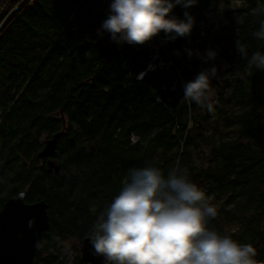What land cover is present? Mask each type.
<instances>
[{
  "label": "trees",
  "instance_id": "obj_1",
  "mask_svg": "<svg viewBox=\"0 0 264 264\" xmlns=\"http://www.w3.org/2000/svg\"><path fill=\"white\" fill-rule=\"evenodd\" d=\"M112 2L34 0L0 32V208L20 191L28 203L48 204L50 229L31 264H89L79 243L130 171L148 166L165 176L186 170L217 209L209 226L253 245L264 264V71L251 59L264 54V39L253 35L264 0L177 4L169 16L190 14L192 32L168 33L164 64L154 69L140 68L142 44L120 42L112 59L98 55V39L113 41L102 30ZM192 45L217 53L205 70L174 56ZM213 66L210 111L183 97ZM62 129L57 168L47 171L35 155ZM71 237L79 245L72 251Z\"/></svg>",
  "mask_w": 264,
  "mask_h": 264
},
{
  "label": "clouds",
  "instance_id": "obj_2",
  "mask_svg": "<svg viewBox=\"0 0 264 264\" xmlns=\"http://www.w3.org/2000/svg\"><path fill=\"white\" fill-rule=\"evenodd\" d=\"M196 0H113L102 30L114 42L144 44L161 31L177 36L191 34L194 19L185 13L186 21L170 17L181 4L194 5ZM264 39V23L253 33ZM237 52L246 56V47L236 42ZM189 55L192 52L189 50ZM217 53L209 50L207 59ZM255 67L264 71V54L252 56ZM215 66L201 72L184 87L183 99L206 105L212 110L211 79ZM133 137V142H136ZM23 198V195H21ZM217 209L206 194L179 167L167 176L158 167L134 168L122 188L104 209L90 236L96 253L108 264H258L256 249L223 235L209 226ZM33 221H29V227Z\"/></svg>",
  "mask_w": 264,
  "mask_h": 264
},
{
  "label": "water",
  "instance_id": "obj_3",
  "mask_svg": "<svg viewBox=\"0 0 264 264\" xmlns=\"http://www.w3.org/2000/svg\"><path fill=\"white\" fill-rule=\"evenodd\" d=\"M94 46L98 55L104 59H112L118 49L117 42L103 43L100 39ZM189 50L192 52L191 56ZM201 51L200 45H192L181 53L180 59L187 61L190 67L194 68L200 63ZM139 62L140 68H143L145 54ZM63 130L46 139L43 147L35 155L37 159L45 161L47 171L57 168L59 155L57 141ZM25 195V191L18 192L4 201L0 208V264H31L42 237L50 229L48 204L43 200L28 203L25 201ZM29 221H33L32 227H29ZM90 236L85 235L80 245L81 260L89 264L108 263L103 254L96 253Z\"/></svg>",
  "mask_w": 264,
  "mask_h": 264
},
{
  "label": "built area",
  "instance_id": "obj_4",
  "mask_svg": "<svg viewBox=\"0 0 264 264\" xmlns=\"http://www.w3.org/2000/svg\"><path fill=\"white\" fill-rule=\"evenodd\" d=\"M34 0H0V32L4 29L8 20L17 13V11L26 5L33 3ZM168 39V33L161 31L148 42L142 44L145 49V65L146 69H154L155 67L164 64L162 51ZM174 56L179 57V51L173 52ZM165 57V56H164ZM169 63L172 59L168 56ZM167 61V60H166Z\"/></svg>",
  "mask_w": 264,
  "mask_h": 264
},
{
  "label": "rangeland",
  "instance_id": "obj_5",
  "mask_svg": "<svg viewBox=\"0 0 264 264\" xmlns=\"http://www.w3.org/2000/svg\"><path fill=\"white\" fill-rule=\"evenodd\" d=\"M206 56H207V53H206ZM205 56V53H204V51H201V54H200V64H199V67H200V69L201 70H205L206 69V66H205V64H207V62L209 61V59H207L205 62H204V58L206 57ZM179 57H180V55H179ZM81 243H79V245H80ZM66 246V249H68V250H73V249H75L77 246L79 247V245L77 244V240L76 239H74V238H68V240L66 241V244H65Z\"/></svg>",
  "mask_w": 264,
  "mask_h": 264
},
{
  "label": "flooded vegetation",
  "instance_id": "obj_6",
  "mask_svg": "<svg viewBox=\"0 0 264 264\" xmlns=\"http://www.w3.org/2000/svg\"><path fill=\"white\" fill-rule=\"evenodd\" d=\"M187 62V61H186Z\"/></svg>",
  "mask_w": 264,
  "mask_h": 264
}]
</instances>
